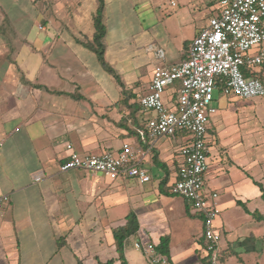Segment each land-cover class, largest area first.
I'll return each mask as SVG.
<instances>
[{"label": "crops", "instance_id": "crops-1", "mask_svg": "<svg viewBox=\"0 0 264 264\" xmlns=\"http://www.w3.org/2000/svg\"><path fill=\"white\" fill-rule=\"evenodd\" d=\"M104 1L105 60L117 77L89 47L99 0H0V196L9 197L0 215V264H149L136 242L157 247L164 237L171 264L208 258L202 213L170 192L188 137L142 140L138 130L155 115L140 103L154 67L187 58L220 0ZM152 45L165 49L163 59L149 51ZM217 89L206 182L220 194L221 264L258 262L264 258L257 255L264 239V97ZM126 141L147 152L141 165L149 182L60 171L69 144L87 154L118 152ZM130 213L140 227L132 236L135 249L130 236L122 259L113 231Z\"/></svg>", "mask_w": 264, "mask_h": 264}, {"label": "built area", "instance_id": "built-area-1", "mask_svg": "<svg viewBox=\"0 0 264 264\" xmlns=\"http://www.w3.org/2000/svg\"><path fill=\"white\" fill-rule=\"evenodd\" d=\"M149 51L160 59L166 55L165 49L156 45L150 46ZM176 82L181 86L174 105L170 106L163 96ZM218 86L227 96L264 97V0H220L209 24L192 40L187 58L179 64H157L149 92L140 100L143 110L155 111L145 127L138 130L142 140L190 134L178 150L180 168L170 191L202 213L205 252L211 264H220L222 257V233L216 224L221 214L220 194L208 188L206 182L210 167L209 130L218 112L214 105ZM68 149L70 154L60 164L61 172L82 168L92 174H103L111 181L134 178L147 183L152 179L141 165L147 152L130 141L124 142L118 152L80 154L71 144ZM40 179L41 173H37L35 180ZM8 201L7 195L0 196V215ZM135 245L148 253L149 264H171L155 245L144 246L141 242Z\"/></svg>", "mask_w": 264, "mask_h": 264}, {"label": "trees", "instance_id": "trees-1", "mask_svg": "<svg viewBox=\"0 0 264 264\" xmlns=\"http://www.w3.org/2000/svg\"><path fill=\"white\" fill-rule=\"evenodd\" d=\"M105 8V1L104 0H99V7L97 11V15L95 16V27H96V32L93 38V43L89 44V47L93 49L97 55L101 63L104 65V67L114 74L117 77V74L115 73L114 69L106 62L105 60V44H104V37L106 35V26L103 22V11ZM219 84V82H218ZM167 178L168 175H167ZM167 178L163 181V184L166 183ZM171 192V191H170ZM139 221L137 219V216L135 213H130L127 218H126V223L123 226H119L114 229V237L117 245V249L120 253V256L122 259H124V246H125V241L127 238H129L131 235H135L139 231ZM169 244V238L164 237L161 241V244L156 247L157 251L159 253H162L166 255L167 253V247ZM204 264H211L209 259L204 257L202 259ZM126 264V263H124Z\"/></svg>", "mask_w": 264, "mask_h": 264}, {"label": "rangeland", "instance_id": "rangeland-1", "mask_svg": "<svg viewBox=\"0 0 264 264\" xmlns=\"http://www.w3.org/2000/svg\"><path fill=\"white\" fill-rule=\"evenodd\" d=\"M179 83V82H178ZM146 87V85L145 84H142V85H140V87L138 88V90H137V92H139V91H141L142 90V88H145ZM177 90L175 89V86H170V87H168L167 89H166V91H165V93H164V96H163V99H164V101L168 104V105H170V106H173L174 105V103H175V101H176V97H177ZM223 93V92H222ZM173 95V96H172ZM172 96V97H171ZM219 96V90L218 89H216L215 90V97L217 98ZM148 113H150V114H155V111H149ZM186 136L189 138L190 137V134L189 133H186ZM153 181H155V182H157V180H153ZM152 183L150 182V183H148L147 185H151ZM182 197V196H181ZM201 229H202V233H203V230H204V225H202V227H201ZM133 235H131V238H130V245H131V247H132V249L134 248V237H132ZM258 247L260 248V250H259V254H257V255H262L263 257H264V239H261V241H260V244L258 243ZM135 249V248H134ZM137 251V255L138 256H140V257H143V255H142V252L140 251V250H136ZM263 253V254H262ZM143 259H144V257H143ZM222 262H220V264H221ZM244 264H264V258H261V259H259L258 260V262H256V261H252V262H250L249 263V261H244Z\"/></svg>", "mask_w": 264, "mask_h": 264}]
</instances>
